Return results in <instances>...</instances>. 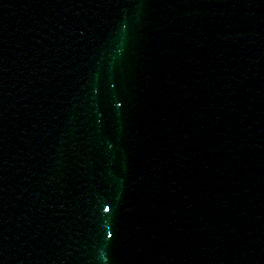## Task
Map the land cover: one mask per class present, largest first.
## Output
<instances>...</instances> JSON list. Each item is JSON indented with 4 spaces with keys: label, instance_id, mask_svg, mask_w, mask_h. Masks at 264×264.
Returning a JSON list of instances; mask_svg holds the SVG:
<instances>
[{
    "label": "water",
    "instance_id": "water-1",
    "mask_svg": "<svg viewBox=\"0 0 264 264\" xmlns=\"http://www.w3.org/2000/svg\"><path fill=\"white\" fill-rule=\"evenodd\" d=\"M0 264H264V0H0Z\"/></svg>",
    "mask_w": 264,
    "mask_h": 264
}]
</instances>
